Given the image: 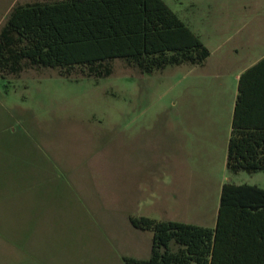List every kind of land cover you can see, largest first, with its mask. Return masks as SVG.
<instances>
[{
	"label": "rangeland",
	"instance_id": "obj_1",
	"mask_svg": "<svg viewBox=\"0 0 264 264\" xmlns=\"http://www.w3.org/2000/svg\"><path fill=\"white\" fill-rule=\"evenodd\" d=\"M35 1L46 0H0V27L13 6ZM164 1L209 46L222 31L218 44L264 50V0ZM184 73L142 74L117 60L99 80L51 69L0 79V264L147 259L153 233L135 229L132 217L212 227L219 182L264 189V173L241 172L194 179L189 191L175 172Z\"/></svg>",
	"mask_w": 264,
	"mask_h": 264
},
{
	"label": "trees",
	"instance_id": "obj_2",
	"mask_svg": "<svg viewBox=\"0 0 264 264\" xmlns=\"http://www.w3.org/2000/svg\"><path fill=\"white\" fill-rule=\"evenodd\" d=\"M210 49L164 0H46L12 7L0 27V79L56 70L66 79H103L124 62L142 74L201 66ZM264 59L240 79L226 169L264 173V125L244 122V83L262 76ZM261 71V72H260ZM153 233L147 259L125 264H264V189L225 183L216 226L132 217Z\"/></svg>",
	"mask_w": 264,
	"mask_h": 264
},
{
	"label": "crops",
	"instance_id": "obj_3",
	"mask_svg": "<svg viewBox=\"0 0 264 264\" xmlns=\"http://www.w3.org/2000/svg\"><path fill=\"white\" fill-rule=\"evenodd\" d=\"M221 32L210 35L209 39L212 40L209 41L214 44L209 46L203 42L211 52L203 65L181 66L185 71L184 98L173 145L180 151L179 157H183V160L177 158L174 170L186 176L184 182L188 183L189 191L193 188L194 179L212 181L214 173H220L224 179L231 176L226 169V162L240 95V79L264 59L261 42L218 44L216 35L219 37ZM261 75H254L244 83V104L240 108V117L244 122L264 125V69ZM219 183L222 191L225 182L222 180ZM185 198L184 205L191 208V195L186 194ZM193 208L194 212H198L194 205ZM218 210L219 207L217 217ZM216 223L217 218L214 226L209 228L215 227Z\"/></svg>",
	"mask_w": 264,
	"mask_h": 264
}]
</instances>
